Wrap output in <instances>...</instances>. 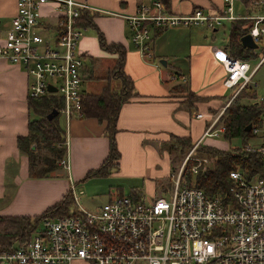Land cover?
I'll return each instance as SVG.
<instances>
[{"label":"built area","instance_id":"built-area-1","mask_svg":"<svg viewBox=\"0 0 264 264\" xmlns=\"http://www.w3.org/2000/svg\"><path fill=\"white\" fill-rule=\"evenodd\" d=\"M242 1L246 13L237 14L236 3ZM223 2L218 15L201 9L180 15L170 13L161 0H140L134 13L124 15L131 40L145 59L154 56L155 32L178 25L205 24L215 29L225 21L245 19L247 33L257 43L250 48L251 59L258 58V48L263 45L254 65L251 59L212 46L226 71L224 84L233 93L183 163L171 170L170 197L144 199L115 191L95 212L77 203L75 214L46 220L25 246L0 253V264H264V88L251 101L261 107V125L251 128L260 143L245 147L247 152L260 154L263 171L248 178L246 170H232L233 203L229 204L190 184L213 161L195 157V149L204 138L223 136L220 116L240 92L258 87L255 74L264 62V0ZM46 4L52 6L53 21L42 18ZM92 10L96 8L78 0H16V13L0 42V58L26 72L28 96L57 95L62 99L58 110L67 122L84 115L81 83L85 61L79 44L87 29L81 20ZM205 115L195 114L197 118ZM191 161L195 163L188 179L186 165ZM60 165L69 170L67 159ZM72 191L75 196L74 186Z\"/></svg>","mask_w":264,"mask_h":264},{"label":"crops","instance_id":"crops-1","mask_svg":"<svg viewBox=\"0 0 264 264\" xmlns=\"http://www.w3.org/2000/svg\"><path fill=\"white\" fill-rule=\"evenodd\" d=\"M78 1L96 8L89 12L91 21L79 44L85 61L81 83L83 94H102L107 87L119 90L122 86L121 78L111 74L117 67L119 52L102 47L100 34L108 44L124 46L123 71L133 80L136 93L122 104L117 116L115 139L121 154L119 166L105 177L94 178H107L115 174V177L135 178L133 182L142 181L147 188L155 187L158 181L168 180L174 168L170 165L173 150L165 151L161 158L156 145L171 143L172 139L177 140L178 137H190L195 144L200 141L207 125L228 101H225L224 95L227 89L224 84L226 71L213 55L214 44L202 36L201 28L205 24L178 25L158 30L153 36L154 56L145 59L131 40V31L124 16L134 13L140 0ZM244 3H236L237 14L246 13ZM223 7V0H170L167 10L181 15L201 9L205 14L218 15ZM41 12L44 20H54L51 5H44ZM15 13L16 0H0V42L5 36L1 27L8 29ZM221 26L215 29L206 27L217 31ZM197 29L199 34L194 32ZM169 56H172L171 61ZM162 59L167 61V65L161 63ZM159 62L165 69H161ZM173 75L177 78L173 79ZM255 91V96L259 95L258 87ZM187 92L201 98L198 102L189 101L186 99ZM197 112L206 115L197 118ZM32 114L28 105L26 72L21 66L0 58V216L40 215L60 202L69 189L78 203L82 191L77 190L82 186L83 178L100 168L109 155L107 121L85 114L73 117V122L72 118L68 121V132L65 129L67 153L64 159L68 160L69 170L65 169L64 174L67 179L62 174L32 178L28 158L17 146L18 137L29 133ZM253 139L260 140L259 137ZM115 191L147 199L135 188L129 193H124L120 188ZM74 264L86 263L76 261Z\"/></svg>","mask_w":264,"mask_h":264},{"label":"trees","instance_id":"trees-1","mask_svg":"<svg viewBox=\"0 0 264 264\" xmlns=\"http://www.w3.org/2000/svg\"><path fill=\"white\" fill-rule=\"evenodd\" d=\"M161 1L168 9L170 0ZM90 21L91 16L85 12L81 22L89 24ZM247 22L245 19L231 21L230 39L224 46L230 54L243 60H250L254 56L252 50L241 42V37L248 32ZM99 40L105 49L119 52L117 67L111 74L121 78L122 86L119 90L107 87L102 94L88 92L83 94L82 110L84 114L105 119L109 138V155L100 168L91 171L88 177H105L110 174L111 170L119 166L121 154L115 139L117 116L122 104L136 95L133 80L123 71L124 46L116 43L108 44L103 34L99 35ZM189 94L193 95L190 99L192 102H198V99L201 98L193 92H189ZM255 95V90H243L234 97L220 116L219 120L225 127L223 137L226 140L231 141L238 138L246 146L248 141L255 137L251 131L246 132V127L249 123H252L254 127L261 125V107L254 103H243L241 100L244 97H255ZM186 99L188 100V96ZM61 104L62 99L55 94L37 98L28 96L31 113H35L37 117L31 118L29 133L26 136L18 137L17 146L20 152L28 158L29 173L32 178L51 177L53 173L60 170V162L66 156V133L58 119L60 112L52 119H47V114L54 108L59 109ZM177 141L178 153L184 159L187 154L184 147L186 146L190 150L195 143L190 137H178ZM195 156L213 159V166L206 171H200L194 180L190 181V184H194L210 195H217L224 204L233 203L231 193L233 182L229 175L232 170L238 167L242 168L246 170L248 178L256 172L263 171L261 156L257 152L236 149V152L232 153L200 143L195 149ZM192 164L194 161L188 162L186 165L188 179H190ZM72 204V194L68 192L60 202L52 205L40 215L34 217L0 216V253H10L18 247L25 246L46 220L75 214L76 209L71 207Z\"/></svg>","mask_w":264,"mask_h":264},{"label":"rangeland","instance_id":"rangeland-1","mask_svg":"<svg viewBox=\"0 0 264 264\" xmlns=\"http://www.w3.org/2000/svg\"><path fill=\"white\" fill-rule=\"evenodd\" d=\"M239 4V2H238ZM245 13V12H243ZM202 31V36L204 38H207L209 42L213 43L215 46L222 47L230 39V29H231V23L230 21H225L224 24L218 28L217 31L210 30L206 26L201 28ZM1 32L3 35L6 33L5 31L7 28L1 27ZM194 32L199 34L198 29L194 30ZM263 52V45L261 44L260 47L258 48V58L251 59L250 62L252 65L256 63V61L261 57V54ZM182 56V54H181ZM172 56H169V61H171ZM160 63V62H159ZM161 69H165V67L160 63L159 64ZM171 65V64H170ZM169 68L171 66H168ZM256 80L258 83V90H260L259 94L262 92V89L264 87V63L260 67V69L257 72ZM179 80H173V82H178ZM119 82V81H118ZM233 93V89L227 88L224 92L225 95V101L228 99L229 96ZM188 96V100L192 99L193 95L189 94V92L186 93V98ZM243 103H251L252 99H247L246 97L241 99ZM32 117H37L35 113L32 114ZM59 122L61 124V127L68 132L69 127H70V122L68 123L66 121V117L64 114L60 113L59 114ZM70 121V120H69ZM72 118V122H73ZM260 140L258 139H251L248 141L247 145L243 143L242 140L238 138H234L231 141L226 140L222 135L216 138H204L202 140V143L204 144H209L210 146H213L215 148H218L220 150H224L226 152H232L235 153L236 149H242L245 150V147L249 146H254L259 144ZM157 150L159 154L161 155V158L164 155L165 151L168 150H173V154L170 158V165L171 167L178 168L183 161L185 160L186 156L193 150L194 146L192 149H188L186 146L184 147L185 152L187 153L185 158L181 157L178 153V141L176 139H172L171 143H162V144H157ZM45 154V153H44ZM195 156V154H194ZM196 157V156H195ZM199 158V157H198ZM201 158V157H200ZM195 163V162H194ZM213 161L210 163L209 168L210 169L213 165ZM62 169V170H61ZM64 167L60 165V170L56 171L53 173L52 177H57L60 176L61 174L64 176V178L67 179L66 175L64 174ZM115 174L110 175L107 178H89V177H84L83 178V184L80 186L77 190V192L82 191L83 194L79 196L78 204L83 207L84 209L95 212L100 206H103L110 198V194L115 192V189L123 190L124 193H129L131 189H138L139 191L142 192V195L146 197L147 199L151 196L159 197V196H165L166 198H169L171 193V184L169 179H163L161 181H158L155 185V187L149 186L147 188V185H145L144 182H133L136 180L135 178H128V177H115ZM133 180V181H132ZM160 180V179H159ZM69 192H71V189H69ZM72 194V192H71ZM79 195V194H78ZM73 199V204L71 207L74 209L77 205V201H74V197L72 195Z\"/></svg>","mask_w":264,"mask_h":264},{"label":"water","instance_id":"water-1","mask_svg":"<svg viewBox=\"0 0 264 264\" xmlns=\"http://www.w3.org/2000/svg\"><path fill=\"white\" fill-rule=\"evenodd\" d=\"M241 41L242 44L249 47V48H256L257 47V43L254 42V40L252 39L251 35L246 33L245 35H243L241 37ZM161 63L164 65H167V61L165 59L161 60ZM49 89L51 91H56V88L49 85ZM59 113V110L57 108H54L51 112H49L47 114V119H52L54 116H56ZM252 128V123H249L246 127V132H250ZM33 149H35V147H33Z\"/></svg>","mask_w":264,"mask_h":264}]
</instances>
